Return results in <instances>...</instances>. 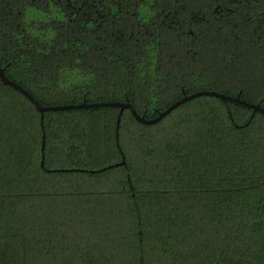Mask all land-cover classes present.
I'll list each match as a JSON object with an SVG mask.
<instances>
[{
    "label": "trees",
    "instance_id": "1",
    "mask_svg": "<svg viewBox=\"0 0 264 264\" xmlns=\"http://www.w3.org/2000/svg\"><path fill=\"white\" fill-rule=\"evenodd\" d=\"M0 66L43 106L201 90L264 107V0H0ZM46 111L0 79V264H264V113ZM254 114V115H253Z\"/></svg>",
    "mask_w": 264,
    "mask_h": 264
},
{
    "label": "water",
    "instance_id": "2",
    "mask_svg": "<svg viewBox=\"0 0 264 264\" xmlns=\"http://www.w3.org/2000/svg\"><path fill=\"white\" fill-rule=\"evenodd\" d=\"M0 79L5 84H7L9 86H13L14 88H16L17 90L22 92L37 107V109L41 113L42 128H43L42 149H41V151H42L41 166L43 168H45L48 172H56V171H64V172H66V171H86V172H91V173L102 172V171H105L107 169L113 168L115 166H120V165L125 164L126 158L123 157V160L121 162L116 163V164H112V165H109V166H106V167H103V168L97 169V170L76 169V168L75 169H48V168H46L45 161H46V148H47V134H46V131L44 128V114L46 111H58V110H69V109L91 108V107H118V108H120V113H119L118 120H117V137H118V139H119V129H120V125H121L122 115L126 109L131 110V112L133 113V115L135 116V118L139 122L152 125V124H156V123L160 122L162 119H164L166 116H168L171 112H173L175 109H177L180 105H182L186 102H189L191 100H194L198 97L208 95V96L219 97L224 101H232V102H236V103L245 105L249 108H252L254 110V114L257 111L264 113V107L260 103H258V104L251 103V102H248L246 100H243L240 96H231V95H228L226 93H221L218 91H211V90H201V91L195 92V93L190 94V95H185L183 98L174 102L166 110L160 112L159 115L153 119H148L144 115H140L130 100H127L125 102H120V101L95 102V103L84 102L82 104L43 106L34 97V95H32L26 88H24L21 84L17 83L16 81L11 80L5 72V68H3L1 66H0Z\"/></svg>",
    "mask_w": 264,
    "mask_h": 264
}]
</instances>
